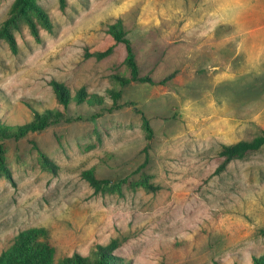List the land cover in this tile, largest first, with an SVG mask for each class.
Listing matches in <instances>:
<instances>
[{
	"label": "rangeland",
	"instance_id": "374dc122",
	"mask_svg": "<svg viewBox=\"0 0 264 264\" xmlns=\"http://www.w3.org/2000/svg\"><path fill=\"white\" fill-rule=\"evenodd\" d=\"M12 2L0 0V25ZM37 2L53 32L40 29L37 43L22 26L15 55L0 40V121L22 125L31 109L59 108L70 122L4 142L11 180L0 178V253L36 227L56 258L116 240L129 264H253L264 253V145L215 171L221 145L264 133V0ZM117 21L140 76L155 84L115 81L129 77L125 46L108 33ZM51 81L72 96L119 90L118 107L106 99L63 109ZM143 164L158 191L95 194L81 178L93 169L136 180Z\"/></svg>",
	"mask_w": 264,
	"mask_h": 264
},
{
	"label": "trees",
	"instance_id": "16d2710c",
	"mask_svg": "<svg viewBox=\"0 0 264 264\" xmlns=\"http://www.w3.org/2000/svg\"><path fill=\"white\" fill-rule=\"evenodd\" d=\"M61 10L65 7V0H59ZM25 26L35 42L39 43L40 29L48 33L53 32L54 25L49 18L47 12L42 8L37 0H13L6 19L0 25V40L7 43L12 54H17V42L15 33L20 31L21 27ZM108 33L113 37L116 43H122L125 46L126 57L124 64L129 71V77L115 76V81L125 87L132 82L155 84L148 76H140L139 67L136 62L135 54L131 42L126 37V31L123 28L122 22L117 21L110 25ZM111 53V48L104 52H96L92 54L97 60L105 58ZM170 79L167 77L158 84H164ZM50 86L56 96L58 105L63 109H67L71 102L80 105L88 102L94 105H102L106 99L115 102L121 97V91L110 89L106 92V96L99 94H88L84 88L76 91L74 96L70 94L69 89L60 82L51 81ZM32 118L30 121L22 125H7L0 121V178L4 177L11 180V173L7 163L5 154L4 142L8 140L18 141L25 138L28 134L44 131L48 127L60 123L62 121L70 122L61 109H44L37 111L31 109ZM142 116V128L145 131L147 138L152 136V130L149 122L144 115ZM264 145V133L254 137L250 141H239L234 144L221 145L218 156L221 158V163L217 167L215 173H221L227 165L235 160H242L245 157L257 153ZM43 157V162L49 164V161ZM145 167L143 164L137 173L140 176L136 180H132L131 176L119 178L115 181L108 179H99L93 169L84 170L81 173V178L88 183L95 194L122 195L123 189L130 190L143 189L147 192H156L159 187L151 183V176L141 170ZM119 244L116 240H112L107 245H97L91 255L82 256L78 253L69 257L56 258L55 248L50 242L49 233L45 228H28L17 233L13 243L0 253V264H129V262L116 255ZM253 264H264V253L252 256Z\"/></svg>",
	"mask_w": 264,
	"mask_h": 264
}]
</instances>
